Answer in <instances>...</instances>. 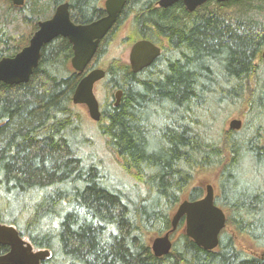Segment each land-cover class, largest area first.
I'll list each match as a JSON object with an SVG mask.
<instances>
[{
  "label": "trees",
  "instance_id": "1",
  "mask_svg": "<svg viewBox=\"0 0 264 264\" xmlns=\"http://www.w3.org/2000/svg\"><path fill=\"white\" fill-rule=\"evenodd\" d=\"M65 1L75 24L103 14L98 0H25L20 8L0 0V60L26 47ZM158 1L125 0L84 73L71 69L72 47L58 38L42 47L28 83H0V224L48 250L42 264H264V186L250 185L246 171L250 161L254 173L264 170V0L211 1L192 13ZM114 41H148L160 54L138 73L118 58L101 64ZM97 68L106 95L97 133L129 188L84 156L91 139L71 98ZM231 116L242 121L239 131L228 129ZM202 174L216 177L214 202L232 232L204 251L181 219L170 253L155 257L150 239L171 229L185 194L203 197L194 186ZM233 234L260 252L239 248Z\"/></svg>",
  "mask_w": 264,
  "mask_h": 264
},
{
  "label": "water",
  "instance_id": "2",
  "mask_svg": "<svg viewBox=\"0 0 264 264\" xmlns=\"http://www.w3.org/2000/svg\"><path fill=\"white\" fill-rule=\"evenodd\" d=\"M16 8L24 5L25 0H9ZM226 3L232 0H160L158 7L168 8L181 2L185 9L192 13L207 2ZM125 5V0H106L104 8L106 15L90 24L77 25L70 19L68 4L59 5L53 16L39 22L36 32L30 38L28 45L12 58L0 60V83L14 86L28 83L33 71L37 68L40 52L43 46L55 39L68 41L72 47L71 69L78 74L85 69L96 55L101 41L113 28L118 15ZM160 54V49L148 41L134 43L128 53V64L133 73L149 67ZM264 58V52L262 53ZM105 76L102 69H93L86 73L78 82L71 101L73 106H83L88 118L98 123L100 120L99 103L94 94V86ZM121 92L114 95V106L117 107ZM229 130L239 131L242 121L232 118L227 122ZM204 196L196 201L183 200L171 217V229L161 236L150 239L152 254L163 257L172 249V234L176 231L181 219L184 222L183 233L196 246L204 251H214L219 244V236L226 228V215L215 205L214 187L204 186ZM0 245L7 248L0 255V264H42L50 257L48 250H35L22 238L15 227L0 224Z\"/></svg>",
  "mask_w": 264,
  "mask_h": 264
},
{
  "label": "rangeland",
  "instance_id": "3",
  "mask_svg": "<svg viewBox=\"0 0 264 264\" xmlns=\"http://www.w3.org/2000/svg\"><path fill=\"white\" fill-rule=\"evenodd\" d=\"M117 41L112 42L111 47H109L107 50H105L104 55L101 58V64H105L106 61H109L113 58L121 59L125 62H128V53L130 47L128 46H121L117 47ZM101 68V67H100ZM102 81L98 82L94 87V94L96 99L98 100L100 106L104 105V99L106 97L105 95V86H103L102 90ZM73 106V105H72ZM77 111L81 112L85 118H86V130L89 138L91 139V147L86 148L84 150V156L88 162L95 161L100 164L101 169L103 172L109 176V179L111 181L122 185L125 188H129L133 181L129 177V175L121 168L120 163L118 161V158L112 154L105 146V141L102 137H100L97 133V126L95 122L91 121L88 118L87 112L85 107L83 106H73ZM232 118H236L235 116H231L228 121ZM239 119V118H238ZM250 161L249 164L246 166L249 167L247 171V180L249 181L250 185H258V186H264V170L263 168H258V173H254V167L251 164ZM263 170V171H262ZM216 177L209 175V174H202L200 176H197L194 180V186H205L207 184H211L214 187V191L216 189ZM253 182V183H252ZM197 184V185H196ZM205 194V189H204ZM186 194L183 196L182 200H186ZM181 200V201H182ZM176 211V210H175ZM174 211V212H175ZM228 231L232 232L230 228H226ZM183 230V228H182ZM181 232V229H180ZM183 232V231H182ZM174 237V236H173ZM172 237V241L174 240ZM233 237L235 239L236 244L239 248H242L245 251L251 252V253H257L259 249L255 248L254 244L247 238L240 237L236 234H233ZM260 252V251H259ZM258 252V253H259Z\"/></svg>",
  "mask_w": 264,
  "mask_h": 264
},
{
  "label": "flooded vegetation",
  "instance_id": "4",
  "mask_svg": "<svg viewBox=\"0 0 264 264\" xmlns=\"http://www.w3.org/2000/svg\"><path fill=\"white\" fill-rule=\"evenodd\" d=\"M105 1L106 0H98V2H100V4L101 5H99V9H101L102 10V16L99 18V19H101V18H103L105 15H106V12H105V8H104V3H105ZM160 1V0H159ZM158 1V2H159ZM63 3H67L68 4V11H70V8H69V3H68V1H65V2H63ZM63 3H61V4H63ZM61 4H59V5H61ZM59 5H57L56 7H55V10H56V8L59 6ZM55 10H54V12H55ZM54 12H53V14H54ZM99 19H97V20H99ZM97 20H95V21H97ZM92 22H94V21H92ZM92 22H89V23H85V24H77V25H87V24H90V23H92ZM111 31V30H110ZM105 39V38H104ZM103 39V40H104ZM102 40V41H103ZM102 41H101V43H102ZM101 43H100V45H101ZM100 47V46H99ZM99 49V48H98Z\"/></svg>",
  "mask_w": 264,
  "mask_h": 264
},
{
  "label": "bare ground",
  "instance_id": "5",
  "mask_svg": "<svg viewBox=\"0 0 264 264\" xmlns=\"http://www.w3.org/2000/svg\"><path fill=\"white\" fill-rule=\"evenodd\" d=\"M253 183V182H252Z\"/></svg>",
  "mask_w": 264,
  "mask_h": 264
}]
</instances>
